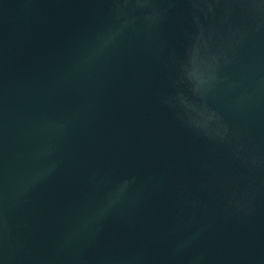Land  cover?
<instances>
[{"label": "water", "instance_id": "95a60500", "mask_svg": "<svg viewBox=\"0 0 264 264\" xmlns=\"http://www.w3.org/2000/svg\"><path fill=\"white\" fill-rule=\"evenodd\" d=\"M0 264H264V0H0Z\"/></svg>", "mask_w": 264, "mask_h": 264}]
</instances>
